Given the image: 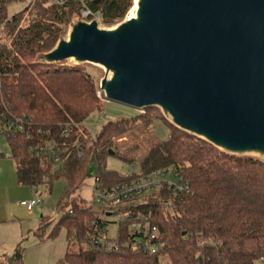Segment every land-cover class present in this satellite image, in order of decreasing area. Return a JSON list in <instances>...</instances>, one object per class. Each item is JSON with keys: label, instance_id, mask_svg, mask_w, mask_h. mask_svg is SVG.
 I'll use <instances>...</instances> for the list:
<instances>
[{"label": "trees", "instance_id": "1", "mask_svg": "<svg viewBox=\"0 0 264 264\" xmlns=\"http://www.w3.org/2000/svg\"><path fill=\"white\" fill-rule=\"evenodd\" d=\"M132 5L133 0H67L63 6L33 0L11 17L8 4L0 5V120L17 117L24 122L23 132L5 133L17 181L39 196V188L49 194L55 182H64L55 204L59 217L52 223L43 216L36 236L53 239L64 230L66 250L57 264H159L163 256L170 264H264V160L228 153L177 128L157 106L108 120L92 138L83 122L97 110L93 78L81 66L44 60L74 16L88 11L104 23H114ZM23 16L28 17L26 23ZM155 119L163 122L168 135L141 161L117 150L115 139L128 133L133 123L149 127ZM24 132L32 135L30 140ZM31 143L64 146L66 151L54 162L29 152ZM110 155L133 166L131 171L107 168ZM168 168L184 190L176 195L164 187L151 190L130 206L131 216L118 209L116 238L106 236L107 228L99 234L106 222L77 202L76 192L90 170L96 172L99 188L111 190L137 174ZM133 221L156 227L158 252L131 245L138 235L131 233ZM73 244L76 252L69 251ZM23 250L19 244L10 264H22Z\"/></svg>", "mask_w": 264, "mask_h": 264}, {"label": "water", "instance_id": "2", "mask_svg": "<svg viewBox=\"0 0 264 264\" xmlns=\"http://www.w3.org/2000/svg\"><path fill=\"white\" fill-rule=\"evenodd\" d=\"M66 59L105 69L106 100L157 106L221 150L264 156V0H137L135 16L78 21L44 54Z\"/></svg>", "mask_w": 264, "mask_h": 264}, {"label": "rangeland", "instance_id": "3", "mask_svg": "<svg viewBox=\"0 0 264 264\" xmlns=\"http://www.w3.org/2000/svg\"><path fill=\"white\" fill-rule=\"evenodd\" d=\"M133 2H134V0H133ZM50 4H52V3H50ZM53 5H56V4H53ZM56 6H63V5H56ZM130 9L128 10V12L126 13V15L123 19L127 18V15L129 13ZM24 11H25L24 10V4L21 2L9 3L7 6V13H8V16H10V17L13 15L22 13ZM23 18H24L23 23H26L28 17L23 16ZM78 21H84V22H88V23L91 21H95L97 23L98 28H100V29H112L119 22H121V21H117L114 23H104V22H102V20L98 14H94L91 16L88 11H82L81 14L74 16L71 19L70 23H68L67 26H65V30L62 33L61 39L68 38V34L70 32L72 25ZM59 63L64 64V65H69V66H75V65L81 66V68L84 71H86L94 80V83L96 86V95L98 97L97 110L93 111L83 122L84 126L89 131L92 130L95 134L99 131V129L101 127L99 120L101 118H103L105 120L117 121V120L124 118L126 116L129 118L133 117V116L137 115L139 112H141L142 109L141 110H135V109L129 108L127 106H124V105H121V104H118V103L104 99L103 93L100 90V80L106 75V71L102 66H100L98 64L90 63V62L79 63L73 59L62 60ZM160 112L165 117L166 120L170 121L169 116L165 115L161 111V109H160ZM136 123H138L142 128H144V133L142 135H144L146 133L152 134L154 137L159 139V141L165 139L168 135V130L164 126L163 122L160 119H155L149 127L143 126L139 121H137ZM131 130H132V128H131ZM117 141L118 140L116 138L114 143L119 144V142L116 143ZM115 147L117 148L118 151H120L119 147H117L116 145H115ZM132 148H128L127 150H123L120 152H124L125 155L127 157H129L130 156L129 150H132ZM0 150H3L5 157L11 156L10 147L8 145L6 138H5V135H0ZM242 155H249V156L257 157L261 160H264V156L257 154V153H245ZM129 158H131V157H129ZM134 160H136V159H134ZM105 165L107 168L115 170L119 173H126L131 169L129 164L123 162L118 157H115L112 155L108 156L105 159ZM93 181H94V178L92 176L89 175V176L85 177V179L83 180L82 184L79 186V188L76 192V195H78V197H79L77 202L80 203V206H89L90 205L92 210L94 212H96V214H98L99 217L106 222V225H107L106 236L109 239L116 238L120 214L117 211V209H113L111 212H109V214L103 213L99 209L97 203L91 204L92 196H93L92 195L93 194ZM63 184H64L63 181L55 182L53 184L52 190L49 194L45 193V190L43 188L38 189L39 191H42L43 194L41 197L43 198V201H44V203H43L44 205L38 214L39 215L40 214H47L49 216V219L52 221V223L55 220H57V218L59 217V213L55 209V204L59 198V195H60L61 190L63 188ZM37 219L39 220V216H37ZM52 223H51V225H52ZM51 225L48 226L47 231L50 230ZM33 237L34 236L32 233L31 234L28 233L26 235V238H24V240L22 241V244H21L24 248H26L25 253L23 255V260H24L25 264H36L37 263L36 260H38V262L42 263V262H44V259L47 261V259L49 258V252L45 251V250L41 251L42 257H40L39 259H38V257L34 258L35 255L33 253H30L31 252L30 251L31 249L29 250V248H31L30 244L33 241H35V239ZM51 244H54L53 246H56L59 248H62L64 245V247L66 248L65 232L63 229H61L59 231L58 235L52 239ZM69 251L70 252H76L77 251L76 245L75 244L71 245L69 247ZM45 254L47 256L43 257ZM48 262H49V260L47 261V263ZM0 264H4V261L2 259L0 261ZM255 264H262V262L257 261Z\"/></svg>", "mask_w": 264, "mask_h": 264}, {"label": "crops", "instance_id": "4", "mask_svg": "<svg viewBox=\"0 0 264 264\" xmlns=\"http://www.w3.org/2000/svg\"><path fill=\"white\" fill-rule=\"evenodd\" d=\"M124 118L129 117L126 116ZM131 128L130 132L117 138L118 141L116 143L119 142V144L115 145L119 147L120 151L135 146V148L129 150V157L139 162L147 155L149 149L159 142V139L152 134L146 133L142 135L144 128L138 123H134ZM36 196L39 195L32 188L18 183L15 161L11 157H5V154L2 155L0 157V261L2 259L4 264H10V259L16 247L22 244L28 233H32L35 239L30 244L31 248H29V250L31 249L30 253L35 255L34 258L38 257L39 259L42 257L41 251L43 250L49 252L48 263L44 259L42 263L36 260V264H57L58 260L65 253L66 248L64 245L62 248H59L51 244L52 239L44 238L39 240L36 236L35 231L42 223L41 218L43 216L49 217L47 214H38L44 205L43 198L39 196L42 203L35 205L30 210L19 203L21 200H27ZM37 216H39V220ZM25 250L26 248L22 251V264H25L23 260ZM46 256L45 254L43 257Z\"/></svg>", "mask_w": 264, "mask_h": 264}, {"label": "built area", "instance_id": "5", "mask_svg": "<svg viewBox=\"0 0 264 264\" xmlns=\"http://www.w3.org/2000/svg\"><path fill=\"white\" fill-rule=\"evenodd\" d=\"M14 2L23 3L25 8L29 6L33 0H0V5ZM66 2L67 0H48V3L56 5H64ZM99 121L101 126L108 120L101 118ZM7 131L23 132V120L17 117L0 120V135H5ZM89 133L92 138L95 137V133L92 130H90ZM31 136L32 135H30L29 132H24V137L26 139L30 140ZM27 150L37 155H47L51 157L54 162H57L59 161L60 155L66 151V148L64 146L53 145L50 143L46 145L31 143L28 145ZM2 155H4V152L3 150H0V157ZM130 171L131 169L129 172ZM89 175L94 178L91 204L97 203L99 209L103 213L107 214H109V212H111L113 209H117L118 212L121 210V213L124 216H131V212L129 211L130 206L142 200L143 196L151 190L164 187L169 189L173 195H176V191L184 190V186L181 184H176V173H173L169 168L161 173L152 172L146 175L137 174V176L134 178L115 186L111 190L99 188V178L94 170H90ZM19 203L26 209L30 210L35 205L41 204L42 200L39 196H36L27 200H21ZM106 228L107 226H104V228L99 231V234L103 233L104 229ZM130 229L131 233L138 234L137 237H135L131 242L133 247H140L151 254L159 251L161 246L160 242L158 241V235L155 226H149V223L141 225L140 223L133 221ZM111 247L112 243H108L107 248ZM159 264H170L169 259L163 256L160 258Z\"/></svg>", "mask_w": 264, "mask_h": 264}, {"label": "bare ground", "instance_id": "6", "mask_svg": "<svg viewBox=\"0 0 264 264\" xmlns=\"http://www.w3.org/2000/svg\"><path fill=\"white\" fill-rule=\"evenodd\" d=\"M136 2H137V0H134L133 5H132V7H131V9H130L128 15H127V18H128V17H133V16H135ZM108 75H110V73H108Z\"/></svg>", "mask_w": 264, "mask_h": 264}]
</instances>
